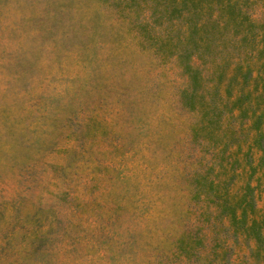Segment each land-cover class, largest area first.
<instances>
[{"label":"rangeland","instance_id":"obj_1","mask_svg":"<svg viewBox=\"0 0 264 264\" xmlns=\"http://www.w3.org/2000/svg\"><path fill=\"white\" fill-rule=\"evenodd\" d=\"M129 2L0 0V264H264L208 200L248 182L264 204V151L213 88L240 34L216 27L210 61L192 59L190 108L174 54L132 25L160 5ZM243 11L264 24L261 1Z\"/></svg>","mask_w":264,"mask_h":264},{"label":"trees","instance_id":"obj_2","mask_svg":"<svg viewBox=\"0 0 264 264\" xmlns=\"http://www.w3.org/2000/svg\"><path fill=\"white\" fill-rule=\"evenodd\" d=\"M126 1H130L126 7L131 10L133 0ZM153 1L160 8L157 10L155 4L149 5L150 22L147 21L144 25L135 20L132 25L140 30V45L151 47L164 55L174 54L187 79L186 86L179 91V96L190 108L197 106V93L201 89L198 81L201 70L192 64V59L197 57L202 62L210 61L206 53L212 52L210 46L213 43L212 37L215 40L213 31L216 27L219 31L231 28L234 33L240 34V50L234 56L238 59L228 74H224L222 69L230 63V54L220 62L222 66H216L213 88L223 84L225 99L222 107L227 104L230 110L237 111L239 118L249 121L247 126L254 132L252 143L264 151V134L261 129L264 121V24H258L253 30V20L243 11L247 0H169L165 4L164 0ZM259 1L264 3V0ZM136 5L138 7V2ZM181 10L184 11L182 14ZM137 13L139 12L135 11L134 19L137 18L136 15H140ZM91 18H94L93 22L96 21L95 16L89 20ZM161 19L171 22L172 27L158 35L155 26L163 23ZM238 26L242 28L241 32L236 31ZM201 50L206 53L200 54ZM244 54L252 56L254 60L251 62L254 63L248 64L250 61H246ZM232 90H235L234 94L230 92ZM199 97L202 98V94ZM198 106L201 104L198 103ZM222 184L208 195L209 202L218 210V214L226 217L233 233L239 232L244 238L253 240L254 256L264 255V204L260 209L256 208L253 187L248 182L237 190H230L228 184Z\"/></svg>","mask_w":264,"mask_h":264}]
</instances>
